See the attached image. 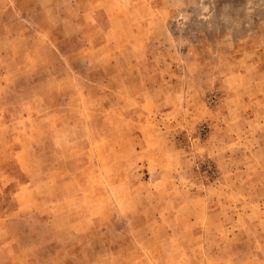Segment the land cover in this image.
<instances>
[{"label":"rangeland","instance_id":"obj_1","mask_svg":"<svg viewBox=\"0 0 264 264\" xmlns=\"http://www.w3.org/2000/svg\"><path fill=\"white\" fill-rule=\"evenodd\" d=\"M0 264H264V0H0Z\"/></svg>","mask_w":264,"mask_h":264}]
</instances>
